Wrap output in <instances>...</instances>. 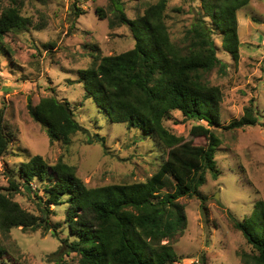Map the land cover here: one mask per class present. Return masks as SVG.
<instances>
[{
	"label": "rangeland",
	"instance_id": "obj_1",
	"mask_svg": "<svg viewBox=\"0 0 264 264\" xmlns=\"http://www.w3.org/2000/svg\"><path fill=\"white\" fill-rule=\"evenodd\" d=\"M121 1L127 17L134 19L159 0ZM11 6L20 7L26 24L5 35L8 52L0 54V111L11 139L8 153L0 157V192L25 210L41 215L35 192L44 195L42 183L32 182L35 192L30 194L22 185L18 191L12 189L10 183L21 163L37 154L49 164L61 159L74 166L88 187L149 179L166 159L167 149L138 127L111 121L94 100L85 98V87L78 81V71L99 57L135 46L128 25L117 20L113 27L109 25L115 19L111 1L0 0V15ZM99 8L106 9L105 17L99 15ZM199 9L200 0H168L165 20L173 41L182 39ZM237 19L239 58L235 60L223 49L222 35L215 31L217 55L227 66L224 74L215 69L208 75L223 95L222 128L216 129L222 141L216 154L220 172L217 178L206 173L200 188L205 200L197 196L179 199L185 205L188 226L171 239L177 260L168 264H242L245 253H255L233 218L244 220L255 202L264 201V0H250L237 11ZM48 96L68 101L77 120L91 133L105 136V143H89L82 132L74 134L69 145L50 142L45 128L28 111L29 99L36 105ZM250 105L258 114V124L224 128ZM199 123L185 119L177 110L164 120L170 131L186 140L191 139L192 125ZM193 143L203 145L207 139L196 137ZM49 207L54 211L49 218L58 227V236H53V228L45 231L18 226L7 235L0 230V245L6 249L0 264H56L51 255L61 245L60 239L69 237L65 223L69 205ZM69 239L75 238L70 235ZM79 259L72 252L64 261L77 264Z\"/></svg>",
	"mask_w": 264,
	"mask_h": 264
},
{
	"label": "trees",
	"instance_id": "obj_2",
	"mask_svg": "<svg viewBox=\"0 0 264 264\" xmlns=\"http://www.w3.org/2000/svg\"><path fill=\"white\" fill-rule=\"evenodd\" d=\"M110 1L115 19L109 25L113 27L116 20L128 25L135 46L117 55L99 57L78 71V81L85 87V98L94 100L111 121L138 127L167 149V157L146 181L88 187L74 166L61 159L49 164L41 155H34L21 163L10 183L16 191L24 186L29 194L35 192L32 182L42 183L44 195L35 192L41 215L25 210L0 192V230L7 235L18 226L45 231L53 228L56 237L58 227L50 222L54 211L49 205L68 204L65 223L69 237L75 239H60L61 245L51 255L56 264L66 263L65 255L72 252L80 256L77 264L173 263L177 254L171 239L188 226L185 205L179 199L197 196L205 200L200 188L206 182V173L217 178L220 172L216 154L222 141L216 129L221 127L223 95L219 86L210 83L208 75L215 69L224 74L227 63L218 57L213 35L220 32L223 49L237 60V11L250 0H200L201 11L178 42L171 39L165 20L168 0L148 5L134 19L127 17L121 0ZM98 13L105 17L106 9L99 8ZM25 24L19 6L3 11L0 54L8 52L5 35ZM175 110L185 119L202 122L192 125L190 140L164 124ZM28 111L45 128L50 142L69 145L77 132L84 133L89 143L106 141L105 136L91 133L77 120L68 101L56 96L44 97L36 105L29 99ZM2 121L0 111V157L8 153L11 140ZM258 123V114L250 105L224 128ZM196 137H205L207 143L194 144ZM165 188L167 191H163ZM233 221L255 251L245 253L242 264H264V201L255 202L252 213L244 220ZM5 254V247L0 245V258Z\"/></svg>",
	"mask_w": 264,
	"mask_h": 264
}]
</instances>
